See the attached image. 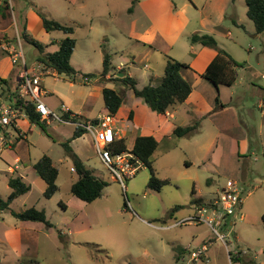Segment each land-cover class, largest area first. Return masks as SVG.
<instances>
[{
    "label": "rangeland",
    "instance_id": "rangeland-1",
    "mask_svg": "<svg viewBox=\"0 0 264 264\" xmlns=\"http://www.w3.org/2000/svg\"><path fill=\"white\" fill-rule=\"evenodd\" d=\"M39 13L72 27L75 47L70 65L77 71L68 77L46 70L40 83L47 92L42 101L55 111L64 104L72 112L92 118L105 109L101 89L115 90L123 99L114 115L117 124L122 127L131 111L135 113L127 147H132L133 138L145 128L153 134L156 130L154 168L157 177L170 184L159 191L148 188L149 172L141 166L121 188L100 162L88 134L72 139L71 125L32 124L25 117L23 134L19 137L10 129L12 147L0 153V198L5 201L11 192L7 185L10 176L22 178L30 190L15 198L9 211L43 210L50 227L0 212V264H264V145L262 148L255 136L261 117L259 89H264V32H255L246 16L245 0H12L8 15L13 35L4 34L0 48V80H6L10 90L18 85L20 67L12 66L4 48L17 42L23 29L43 53L54 52L58 41L66 37L61 31L46 32ZM193 34L211 36L217 48L241 64L234 85L217 91L201 77L216 51L192 45ZM19 43L27 67L36 66L37 49L23 39ZM104 54L109 56L106 76H102ZM169 58L187 65L180 75L193 92L187 103L173 111V119L151 113L115 80L123 76H118L123 70L140 89L152 82L150 76L154 80L163 76ZM199 87H209L203 107L216 103L231 109L235 114L231 126L220 123V129L213 128L207 112L195 105ZM195 122L194 134L173 135L176 126ZM245 129L248 141L243 140ZM236 140L242 143L239 151L244 157L255 159L248 186L242 189L239 185L241 206L236 216L222 220L219 226L190 221L199 211L201 219H211L208 205L217 200L228 180H235ZM64 144L107 182L95 201L85 203L70 193L76 174ZM44 155L57 170V189L50 198L43 197L45 183L33 169ZM15 158L20 162L14 163ZM7 166L18 169L8 173ZM16 234L23 239L18 246ZM204 245L205 257L191 259L190 252Z\"/></svg>",
    "mask_w": 264,
    "mask_h": 264
},
{
    "label": "trees",
    "instance_id": "trees-1",
    "mask_svg": "<svg viewBox=\"0 0 264 264\" xmlns=\"http://www.w3.org/2000/svg\"><path fill=\"white\" fill-rule=\"evenodd\" d=\"M246 16L253 23L255 32L261 34L264 32V0H245ZM39 16L42 21L43 29L50 33L53 31H61L66 37L57 43V49L52 53H43L41 46L29 39L25 29L20 33L21 39L31 43L37 49L36 63H38L44 71L51 70L57 75H65L68 77L77 74V71L70 65V57L75 47V40L70 37L73 33L72 27L62 24L56 20L48 19L41 13ZM192 45H201L203 47L213 48L216 51L215 56L208 63L201 74V77L210 82L215 88L219 86L230 87L237 79L236 69L241 67L226 51L217 48L215 40L209 35L193 34L190 37ZM182 68H188L187 65L181 64L178 61L169 58L164 66L163 76L156 85L148 83L147 85L138 89L136 81L125 75L123 70L121 78L115 80L123 84L127 89L131 90L134 97L140 99L146 107L157 115H164L169 109L185 102L191 93L190 84L182 78L180 71ZM109 71V56L104 54L102 61V76H106ZM83 78H87L83 76ZM6 86L5 90L9 91L8 102L14 106L22 104L16 100L15 90H10L7 86L6 80H0L2 88ZM104 108L111 114L115 115L122 104V97L117 92L110 88H103L101 90ZM218 102L216 98L215 102ZM23 111L32 124H45L40 119L39 114L34 111L32 104L23 105ZM130 117V115H129ZM198 123H191L186 126H176L173 129V135L176 137L190 136L197 130ZM83 131L74 130L72 139L81 136ZM67 152L70 149L63 145ZM157 148V141L152 136H137L134 139L131 151L143 163L144 167L149 172V181L147 187L155 191H159L161 187L169 185L168 179H159L154 168V161L152 159L153 153ZM126 149L125 139L116 141L115 150L120 152ZM73 171L76 174V180L70 186V193L77 199L85 203H91L101 196L102 190L107 186V182L95 175L94 169L87 167L83 161L71 152ZM33 169L38 176L45 183V190L43 197L50 198L56 191L55 180L57 177V170L52 165V161L47 156H42L33 165ZM7 184L11 192L7 199L3 201L0 198V210H8L9 204L18 196H22L29 192V185L25 184L20 177H9ZM11 215L21 222L40 223L46 227H50L47 222L43 210L29 207L22 212H13ZM261 222L264 227V214L261 215ZM178 253L181 254L179 250ZM179 258V254L177 259Z\"/></svg>",
    "mask_w": 264,
    "mask_h": 264
},
{
    "label": "built area",
    "instance_id": "built-area-1",
    "mask_svg": "<svg viewBox=\"0 0 264 264\" xmlns=\"http://www.w3.org/2000/svg\"><path fill=\"white\" fill-rule=\"evenodd\" d=\"M19 39L17 37V42L15 41L12 46L4 49L8 51L12 66L20 67L15 95L16 100L22 104L18 106H14L9 102L0 104V153L10 148L12 135L9 130L16 131L18 129L19 121L26 117L22 106L30 103L46 125L51 122H57L71 125L74 130H81L88 134L92 139L96 155L102 165L111 174L112 178L120 184L121 188H125L124 180L133 177L138 168L144 165L132 153L131 149L126 148L120 152L115 150L116 141L120 138L118 137V128L116 127L114 116L106 111L99 113L92 119H88L72 112L64 104H60L58 111L47 107L41 99V96L47 94V92L43 91L40 86L45 71L38 63H36V66L27 67ZM83 81L88 82V78H83ZM240 205L241 197L237 183L228 180L226 186L218 193L217 200L208 207L213 217L205 221L201 219V212L199 211V215L195 219L189 218V220L206 222L207 224L214 223L215 226H219L222 220L226 221L231 216L235 217ZM212 230L216 232L213 227ZM218 238L222 240L223 237L218 236ZM205 251L204 245L200 250L190 252V258L193 260H197L200 257L204 258Z\"/></svg>",
    "mask_w": 264,
    "mask_h": 264
},
{
    "label": "crops",
    "instance_id": "crops-1",
    "mask_svg": "<svg viewBox=\"0 0 264 264\" xmlns=\"http://www.w3.org/2000/svg\"><path fill=\"white\" fill-rule=\"evenodd\" d=\"M84 0H79V3H83ZM12 7V0H0V48H2L3 46V43H2V36H4V34H7V36H10V35H13V34H10V27H11V23L9 21V15H8V10ZM21 40V38H20ZM60 41V40H59ZM57 49V48H56ZM7 54V53H6ZM216 54V53H215ZM215 54H213L211 56V59L215 56ZM211 59L209 60V62L211 61ZM36 62V60H35ZM208 62V63H209ZM208 63L205 65L204 69L206 68V66L208 65ZM119 67H116L115 69H118ZM203 69V71H204ZM202 71V72H203ZM53 74H55L53 72ZM202 74V73H201ZM127 75V74H126ZM128 76V75H127ZM130 77V76H129ZM262 78L264 79V77L262 76ZM156 80H154V76H150V80H152V82L150 84L152 85H156L159 80L161 78H158L156 77L155 78ZM237 81V79H236ZM235 81V83H236ZM234 83V84H235ZM233 84V85H234ZM252 88H255L253 86V83L251 84ZM221 87V86H219ZM218 87V88H219ZM209 88V87H208ZM207 87H199L197 88V90L199 91L198 95H196V98H195V105L197 106V108L200 110V108L202 109L203 108V111L207 112L208 114V118L211 120V125L213 126V128H217V129H220V127H218V124L220 123H223L225 125H227L229 123V125L231 126V124H233V121H231L230 119L232 118H235V114H233V112H231V109L229 108H225L222 104H219L217 105L216 103L212 106V105H207V106H204V98L206 97V92H207ZM218 88H216V90L218 91ZM103 89V88H102ZM101 89V90H102ZM260 90V95H262V101L260 102V104L258 105V107H260L261 109V117H260V123H259V129L257 131H255V136L258 138L262 148H263V145H264V141H263V124H264V89H259ZM13 91V90H12ZM14 92V91H13ZM193 92L191 90V93L189 94V96L187 97V99L185 100V102L181 105H184L185 103L188 102V100L191 98ZM9 91L8 90H5L3 88H1L0 86V102H5V103H8V97H9ZM5 99V100H4ZM194 102H192L193 104ZM181 105H177L175 106L174 108L172 109H169L164 115H160V116H164L165 118H169V119H173L174 118V115H173V111H175V109L178 107V106H181ZM218 106V107H217ZM218 108V109H217ZM70 109V108H69ZM149 110V109H148ZM198 110V111H199ZM217 110L216 113H214L213 111ZM107 110L104 109L102 112H106ZM150 111V110H149ZM102 112H99V113H102ZM151 112V111H150ZM213 112V114H212ZM75 113V112H74ZM98 113V114H99ZM152 113V112H151ZM79 114V113H77ZM97 114V115H98ZM134 112L131 111L130 113V116H128L127 120L124 121V125L122 127H120L118 124H117V119L115 118V121H116V127L118 128V137L121 139H125L126 141V148L127 147V142L129 141V137H130V130L135 126L134 124ZM155 114V113H153ZM81 115V114H79ZM96 115V116H97ZM157 115V114H155ZM206 115V114H204ZM82 116V115H81ZM215 116H220L221 118L220 119H217V120H214V117ZM95 117V116H94ZM92 117V118H94ZM85 118V117H84ZM92 118H88V119H92ZM152 119V118H151ZM153 120V119H152ZM122 121V120H121ZM129 121V123H127ZM191 123H188V124H181L182 126H186V125H189ZM19 127L18 129L16 130L18 132V136L20 137L23 132L21 131V128L24 127L25 123H24V120H20L19 123H18ZM157 131H161V128H157ZM246 131V135H245V138H243L244 141H248V138H247V135L248 134V131L245 129ZM73 132H74V128H73ZM156 133V130L154 131V134ZM73 134V133H72ZM153 134V131L149 130L148 128H145V131L143 133H141L140 135L138 136H152L155 140H156V136H154ZM137 136H135L133 138V142H134V139L136 138ZM169 138V137H168ZM18 140L16 139V142ZM157 141V140H156ZM15 142V143H16ZM93 143V142H92ZM234 143H238V157L239 159L236 160V165H235V169H233V173H234V177H235V182L237 183V186H238V189H239V185L242 186L241 188H245L246 186H248V183H247V177L249 176L250 172L252 171V162L255 161V159H253L251 161V157H244V154H242L239 149L242 145V143L239 141V140H236ZM133 145V144H132ZM12 147V145L10 146V148ZM8 148V149H10ZM132 148V147H131ZM131 148H128V149H131ZM244 149H246L247 147H243ZM251 154H253V152H251ZM254 155V154H253ZM262 157H263V160H264V150L262 149ZM262 160V165H264V162ZM19 159L18 158H15L14 159V163H19ZM10 168V169H8ZM18 167L17 166H14V169L10 166H7V172L8 173H13L15 172L14 170H17ZM73 171V169H72ZM74 172V171H73ZM10 176V175H9ZM261 177L263 178L264 175L262 174ZM22 179V178H21ZM233 180V179H232ZM23 181V180H22ZM8 185V184H7ZM240 188V189H241ZM11 190V189H10ZM240 191V190H239ZM210 205V204H209ZM208 205V207H209ZM241 206V205H240ZM5 211H9L8 210H0V212H5ZM10 214H11V211H9ZM230 224V222H229ZM16 238H17V241L15 242L16 244L19 242V244L22 242V238L19 234H16ZM3 241V238L0 237V242ZM18 246V244H17ZM178 255H176L175 259H177Z\"/></svg>",
    "mask_w": 264,
    "mask_h": 264
},
{
    "label": "water",
    "instance_id": "water-1",
    "mask_svg": "<svg viewBox=\"0 0 264 264\" xmlns=\"http://www.w3.org/2000/svg\"><path fill=\"white\" fill-rule=\"evenodd\" d=\"M118 76H122V73H119Z\"/></svg>",
    "mask_w": 264,
    "mask_h": 264
}]
</instances>
